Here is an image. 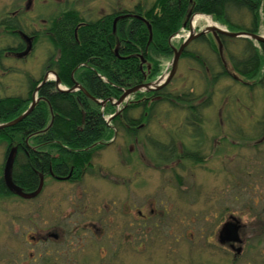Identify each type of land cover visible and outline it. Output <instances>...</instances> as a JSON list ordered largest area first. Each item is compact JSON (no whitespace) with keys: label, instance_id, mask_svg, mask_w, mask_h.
Listing matches in <instances>:
<instances>
[{"label":"rangeland","instance_id":"obj_1","mask_svg":"<svg viewBox=\"0 0 264 264\" xmlns=\"http://www.w3.org/2000/svg\"><path fill=\"white\" fill-rule=\"evenodd\" d=\"M70 1L71 6L83 11L88 19L98 20L115 9H131L141 2L150 7L155 0ZM65 7L66 0H0V24L7 21L12 12L20 9L28 12L25 14V22L30 30H43L45 24L57 17ZM199 15L202 14H195L188 22L196 33L208 28L205 18L194 20ZM244 17L243 22L249 23L250 17ZM259 18L258 34L264 37V3L259 7ZM212 20L220 28L227 29L224 24L213 18ZM235 21L242 23L239 19ZM190 29L188 26L177 33L171 40L173 47L181 46ZM207 34L212 36V33ZM194 41L195 39L188 47L201 55L206 60V65L198 60L181 59L175 77L168 84L167 92L173 96L193 92L198 96L195 104L202 102V106L213 92L212 103L203 108V115H191L189 105L183 102L163 104L154 113L150 126L141 133L142 140L138 148L131 146L130 149L131 142L124 140L121 144L120 141L119 145H110L102 150L93 160L97 175L87 178L92 188L91 199L93 202L98 201V226L102 228V233H98V264L107 261H116L117 264H242L244 260L233 257L231 252L229 254L219 247L218 235L222 226L231 215L244 214L243 222L252 230L255 229L252 232H260L258 225L262 221L260 217H255V206L256 203H261L263 207H260L259 213L264 212V67L254 81H249L255 82L252 91L244 84H237L232 77H220L215 83L214 75L223 72L220 58L207 42ZM253 42L259 48V42ZM17 45L18 41L15 42L13 36L0 26V49ZM245 45L246 38L227 40L223 58L231 73L235 72L229 55L241 57ZM33 48L23 55L3 54L0 65V96L27 97L29 80L37 81L41 78L45 60L55 49L48 38L42 35L37 39L34 50ZM29 53L32 54L29 56ZM173 57L160 58L162 71L159 78H167ZM111 101L114 104L116 102L114 99ZM112 116L113 114H107L105 118L111 122ZM186 122L193 124L187 125V129L183 126ZM201 132L205 134L201 135ZM149 136L159 138L166 144L174 136L176 145H180L182 150L195 152L198 148L201 162L189 158L181 161L176 168L165 170L155 167L154 146L150 144L149 147L144 141ZM4 153V148L0 147V177L4 175L7 163ZM81 187L85 190L84 186ZM81 187L52 183L39 200H0V249L5 247L6 250V259L0 264H19L20 254H27L29 257V253L34 252L27 242L31 238L26 236L34 233L35 220L39 219L40 227L47 225L48 193L49 196L66 197L67 202L63 201L62 205H58L57 212H73L75 206L72 202L76 203V207L81 206L82 210L87 208V212H94L92 207L95 205L88 203L86 197H89ZM68 195L71 197L70 202ZM147 196L149 202L146 206L139 204L137 207L143 208L144 213L151 208L160 213L150 220L152 229L149 242L146 243L149 247L144 249L143 243L148 236L143 237L140 228L135 232L128 230L127 218L122 212L128 199L137 203ZM107 204L110 207H106ZM100 206H105L101 214ZM116 209L120 213H115ZM128 219L133 221L135 218ZM155 234L166 241L157 244L152 238ZM178 238L181 243H175ZM72 239L85 244L90 241L83 234H76ZM127 241L133 242L131 244L134 249L129 253ZM105 248L109 251L106 252ZM23 259L25 260L24 257ZM28 260L31 261L30 257ZM87 260L95 261L94 255L89 254ZM31 263L32 261L27 264Z\"/></svg>","mask_w":264,"mask_h":264},{"label":"trees","instance_id":"obj_2","mask_svg":"<svg viewBox=\"0 0 264 264\" xmlns=\"http://www.w3.org/2000/svg\"><path fill=\"white\" fill-rule=\"evenodd\" d=\"M261 3H264V0H155L150 7H146L141 2L131 9H115L99 18L97 22L88 23L79 30L78 39L73 38V29L71 32L63 30L61 17L53 24L52 34L48 36L55 51L47 61L46 69L55 70L63 86L72 88L78 82L94 98L106 101V105L102 106L92 100L82 90L63 92L56 88L55 83L44 84L38 93L39 102L33 112L17 125L0 129V147L5 150V162L9 157L12 158L10 175L17 190L23 193L35 191L40 182L41 170L47 172L50 168L53 145L55 149H59L55 151L62 155L63 160L53 162L55 170L70 169L74 155L80 156L74 159L75 170L80 162L81 165L88 163L91 152L95 149L91 147L96 141L108 139L113 135V130L104 119L105 115L115 112L111 99L119 100L125 90L158 78L162 71L160 58L174 56L172 37L185 23L188 27V22L195 14L211 16L215 21L227 26L230 32L258 34ZM67 14L73 16L75 12ZM245 15L250 17L249 23L243 22ZM235 19L242 20V23L236 22ZM7 29L13 28L10 26ZM67 34H71V37H64ZM209 36L211 38H208ZM230 38L232 37L220 35L224 47ZM22 41L26 45V41ZM194 42H207L219 56L223 72L214 75L215 83L220 77H232L237 84H244L251 91L254 90L255 82L249 81H254L264 67V43H259L258 48L253 40L246 39L241 57L229 55L235 72L231 73L219 54V45L213 35H203ZM20 51L23 52V49H0V61L3 54L22 53ZM181 58L198 60L202 65H206V60L189 47ZM144 59L146 62H143ZM40 82L41 79L29 80L27 97L0 96V124L11 122L27 111ZM168 87L169 85L155 91L135 93L134 98L127 102V106L113 118L117 130L133 131L128 127L132 126V122L133 126L149 120L151 123L154 113L163 104L183 102L189 105L191 115L202 116L203 108L212 103L213 92L202 106V102L195 104L198 98L195 93L173 96L167 92ZM53 138L58 139L64 146L52 144ZM32 140L43 144L44 148H39L43 151L36 152ZM151 143L156 150L165 147L158 140ZM86 148H91V152L85 151ZM176 148V138L172 136L165 148L168 165L181 158L201 162L199 153L192 152L193 155L190 156L191 151L186 149L183 155H179ZM4 181L0 178V192H5L6 197L19 196L10 186H5Z\"/></svg>","mask_w":264,"mask_h":264},{"label":"flooded vegetation","instance_id":"obj_3","mask_svg":"<svg viewBox=\"0 0 264 264\" xmlns=\"http://www.w3.org/2000/svg\"><path fill=\"white\" fill-rule=\"evenodd\" d=\"M72 11L75 12V15L72 16L70 14H67V13L72 12ZM25 14H28L27 10L21 11L20 9H17L16 11L12 12L11 16H8L9 19L7 21H3L0 24V26H2V28L4 29L5 32H8V33L13 32L14 34H11V33H9V34L11 36H13L15 42L18 41L17 46H15V47L9 46V47L14 48L15 50L23 49V52L20 51V52H22V54L21 53H14V54L11 53L12 55L27 54L32 49V47H34L33 48V50H34L36 47V41L39 38V36L42 35V36H45L46 38H48V36H50L52 34L53 24L56 21H58L61 17H63V22H62V27H64L63 30H65L67 32L68 31L71 32V30L73 29V38H76V39H78L79 30L82 27H86L88 25V23L90 24L92 22L98 21L97 19H94V20L88 19L87 16L83 13V11L77 10L75 7L71 6L70 0H66L65 9L63 11H61L57 15V17L52 18L49 23L47 22L45 24L46 27L43 30L42 29L30 30V28H29L30 26L27 24V22H25V18H26ZM10 26H11V28H13L12 30L7 29V27H10ZM96 27L98 28L97 25H96ZM68 34L65 35L64 37L67 36L70 38L71 34L70 35H68ZM22 39L26 41V45L22 41ZM33 41H34V44H33ZM27 44H28V46H27ZM53 53H52V55H53ZM8 54H10V53H8ZM31 54L29 53V56ZM52 55H50L45 60V63L43 65V74L40 78L41 79L40 83H42L43 80L46 77H48V82H46V83H55L56 88L59 91L72 93V92H77V91L82 90L87 96L89 94L91 97L90 96H88V97L91 98L92 100L96 99L90 93H88L82 87V85L79 84L78 82L75 83L72 88H67V87L63 86L62 83H61V87H59L57 82H56V78H55V74L58 76L57 72L51 68H48V67H47L48 69H46L47 61L49 59H51ZM0 65H1V61H0ZM73 76H74V74H73ZM38 86H39V84H38ZM78 86H81L82 89H80ZM38 99H39V97H38ZM125 105L118 107L114 104L115 112L113 113V116L110 119L111 122H108V120H106V118L104 117L105 121L107 122V125L113 130V135L110 136L108 139L96 141L94 146L91 147V148L95 147L93 152L90 151L91 148H86L85 151H90L92 153V154L90 153L91 158L89 159L88 163H84L83 165H81V162H80L79 163L80 165H78V169L75 170V167L73 166L74 159H76V157H80V156L74 155L71 158L73 160V163L70 165L71 166L70 169H68V170L67 169L55 170V166L53 165V162L56 160H61V161H63V160L61 159L62 155L59 152L55 151V150H59V149H55V147L53 145L51 147H53L52 149L54 151H52L53 153L51 152V155H50L51 161H50L49 170L47 172H45L44 169L41 170L40 182H39V185L35 189L34 192L24 193L26 195H33L32 197L26 198V197H23L22 195H19V196L15 195L12 197H6L5 192L4 193L0 192V200L1 201L7 200V199H18V200L23 202V201H35V200L41 199L43 197V195L45 194V192L48 188V185H51L52 183H54V184H67V185L80 186V187L84 186L85 190H83L82 187H81V189L83 190V193L85 195L86 194L88 195L89 198L86 197V199L88 200V203L89 204L92 203L95 205V207H92L94 212H92V211L87 212V210H88L87 208H84V210H82L81 206L76 207V203L72 202V204L75 206V208L73 209V212H67V213L66 212H57L56 207H58V205H60L63 201L67 202L66 197L59 198V197L52 196V195L49 196V193H48L47 204L49 206V212H48L47 222H45V224L47 223V225L45 227H40L39 226V219L35 220L34 221V226H35L34 233L32 235L26 236V238H28V236H30L31 241H32L31 242V241L27 240V242L34 249V252L32 251L31 253H29V257H30L33 264H98V233H102V228H100L98 226V201L93 202L91 199L92 198L91 197L92 188H91V184L89 183L90 180H88V178L94 177L97 175L96 171L94 169L93 160L99 156V153L102 150L106 149L110 145H116L120 141H121V144H122V141H124V140H126L127 143L131 142V143H129L130 149L132 148L131 146L138 148L140 146L139 142L142 140L141 139V135H142L141 133L143 132V130H146L151 124L150 120H149V122H143L142 124H140L138 126H133L134 122H132V126L128 125V127L130 130H133V131H131V132L118 131L117 128L114 126L113 118L121 112V110L125 107ZM194 119L197 120L199 118H194ZM53 122H54V117H52L51 125H53ZM194 122L196 123V121H194ZM191 123L192 122H186L183 124V126L188 129L187 125H190ZM197 124H199V123H197ZM199 126H200V124H199ZM200 128H201V126H200ZM204 134H205V132H201V135H204ZM153 140H158L160 142V144L165 146L164 148H161L160 150L159 149L156 150L153 147V149H154L153 151H154V154L156 156L155 167L162 168L165 170H167L169 168H176L178 166V164L184 160L183 158H181L175 163L171 162L172 165H168L166 163L167 149H165L167 147V144L164 143L163 141H161L159 138H156V137L154 138L152 136H149L147 138H144V141L146 142V144L149 147H150V144L152 146L151 141H153ZM32 143H33V148L36 152L40 153L41 150L43 151V149H39V148H44L43 144L36 143V141H34V140H32ZM52 144H57L58 146H61V147L64 146L62 143H60V141H58V139H55V138L52 139ZM176 147H177L176 148L177 153L179 155H183L184 152L186 151V150H182L180 148V145H176ZM196 153L200 154V151L198 148L195 150L194 154H196ZM192 155L193 154L191 152L190 156H192ZM82 160H84V158H82ZM129 160H130V158H129ZM77 162H79V161H77ZM142 162H143V160H142ZM59 165H61V164H59ZM149 166H150V164H149ZM0 178L4 179V175H1ZM4 182L6 183V181H4ZM6 185H8V184L6 183L5 186ZM14 192H16V191H14ZM67 199H68V202L71 201L70 195L67 196ZM79 199H80V197H79ZM147 199H149L148 196L146 198H144L142 202L138 201L137 203H133V201L128 199L127 204H126V208L122 212V215H124L127 218L126 227L128 228V230L135 232L136 229L138 230V228H140V232L143 234V237H144V235H145V238L148 236L145 243H143L144 249L149 247V246H146V243H147V241L149 242V236H150V232L152 229L151 228L152 223L150 222V220L152 218L157 217L158 214L160 213L159 211H156L155 208H151L149 210V212L144 213L143 208L137 207V205H139V204L146 206V203L149 202V201H147ZM113 204L115 205V203H113ZM162 204H163V202H161V199H160V205H162ZM151 205H154V204L151 203ZM105 206L110 207V205H108V204ZM105 206L99 207V209H100L99 214L102 213L101 211H102V209H105ZM261 206H262L261 203H256V206H255V217L257 216V219L260 217V219L262 221V223L260 225L257 224L259 229H260L259 233H258L259 230L252 232L255 229L252 230L250 227L247 226V224H245L243 222V219H245V215L243 214L240 216L231 215L229 217L228 221L225 222V224L223 225V226L228 225L229 228L231 229L230 232L227 234L228 240H226L225 242L222 243L220 240V236L218 235L219 247L221 249H225L229 254L231 252L233 254V257H235V258L239 257V258H241V260H244L242 262V264H264V255H263L264 254V220L262 218V217H264V212L259 213V209H261L260 208ZM109 210H111V209H109ZM116 210H115V213H117V212L120 213L119 209H116ZM263 211H264V208H263ZM244 213H245V211H244ZM37 216L40 217V215H37ZM128 217H133L135 219L133 221H131L128 219ZM102 219L103 218H101V221H102ZM235 227H238V230L234 232ZM76 234H83V236L90 241L88 242V244H85L83 242L77 243V240L72 239L73 237H76ZM259 235H261V236H259ZM152 238H153V241H155L157 244L162 243V241H166L165 238H160V236H157L156 234ZM132 240H130V241H132ZM130 241H127V246H126L127 247V253L131 252L132 249H134L133 245L131 244L133 242H130ZM179 242H180V238L176 239L175 243H179ZM90 243H92V244H90ZM4 248L0 249V262L1 263H3L6 259V250ZM42 248H45V249H42ZM105 250H106V252L109 251V249H106V248H105ZM116 250H117V248H116ZM116 250L114 252H116V254H117ZM177 253H179V249H178ZM89 254L92 256L94 255L95 261L87 260V256H89ZM23 257L25 258V260L23 259ZM29 257H27V254H24V253L20 254L19 258L21 261L19 262V264L30 263L31 262L30 260L27 261V258H29ZM115 263L117 264L116 261H107L104 264H115ZM229 264H231V262Z\"/></svg>","mask_w":264,"mask_h":264},{"label":"water","instance_id":"obj_4","mask_svg":"<svg viewBox=\"0 0 264 264\" xmlns=\"http://www.w3.org/2000/svg\"><path fill=\"white\" fill-rule=\"evenodd\" d=\"M117 22V19L115 21V24ZM187 26V23L184 24V27ZM150 31H151V38H152V29L151 26L149 25ZM207 33H212L213 36L216 38L218 45H219V54L221 55L223 61V43L220 40V35H224V36H228V37H232V38H249L252 40H255L259 43H264V37L260 34H252V33H248V32H230L229 30H227L226 28L222 29V28H218V27H210L207 28L205 30H202L198 33H196L193 30H191V34L190 36L181 44V46L179 48L174 47V57L172 59V68L171 71L169 72L167 78L165 79H161V77L159 79H157L156 81L150 82V83H146L140 86H136L134 88H130L129 90H125L124 94L121 96V98L115 102L116 105L120 106L123 103H125L127 101V99L140 91H155V90H159L162 89L163 87L167 86L171 80L174 78V76L176 75L178 66H179V62L181 59V56L183 54V52L186 50V48L189 46V44L198 37H201ZM143 62H146V60L144 59ZM225 66L226 63L224 62ZM55 74V73H54ZM55 78H56V82L58 84L59 87H61V80L60 78L55 74ZM48 82V77H46L42 83L39 84V86L37 87L34 95H33V101L31 103V105L29 106V108L27 109V111H25L21 116H19L18 118H16L15 120L9 122V123H4V124H0V129L4 128V127H10V126H15L18 123L22 122L26 117H28L33 110L36 107V104L38 103L39 99H38V92L40 90V88L46 83ZM80 89H82L81 86H78ZM88 94V93H87ZM88 96H90L88 94ZM91 97V96H90ZM96 100V99H94ZM97 102H99L100 104H102L103 106L106 104V101L102 102L99 100H96ZM11 166H12V158L9 157L7 159V163H6V167L4 169V179L6 181V183L10 186V188H12L14 191H16L19 195H22L23 197L29 198L32 197L33 195H26L22 192H19L15 186V184L12 182L11 180ZM230 228L228 225L223 226L222 230L220 231V240L221 242H225L226 240H228L227 238V234L230 232ZM238 230V227H235L234 232Z\"/></svg>","mask_w":264,"mask_h":264},{"label":"bare ground","instance_id":"obj_5","mask_svg":"<svg viewBox=\"0 0 264 264\" xmlns=\"http://www.w3.org/2000/svg\"><path fill=\"white\" fill-rule=\"evenodd\" d=\"M201 17L205 18V20L208 22V28H210V27H218V28H220V26L218 24L214 23L212 18L210 16H207V15L196 16L194 20L197 21Z\"/></svg>","mask_w":264,"mask_h":264}]
</instances>
